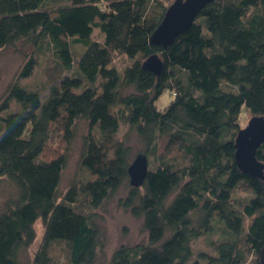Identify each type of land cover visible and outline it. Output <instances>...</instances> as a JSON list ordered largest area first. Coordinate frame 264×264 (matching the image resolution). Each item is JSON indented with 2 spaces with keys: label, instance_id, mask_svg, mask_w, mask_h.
I'll use <instances>...</instances> for the list:
<instances>
[{
  "label": "trees",
  "instance_id": "obj_1",
  "mask_svg": "<svg viewBox=\"0 0 264 264\" xmlns=\"http://www.w3.org/2000/svg\"><path fill=\"white\" fill-rule=\"evenodd\" d=\"M173 1L0 0V49L43 41L55 59L44 88L31 89L20 84L35 67L27 58L0 104V182L16 192L0 204V264H48L54 242L65 244L67 264H97L92 215L129 183L121 125L153 157L143 184L118 199L147 238L121 244L106 264H262L264 178L238 168L234 139L242 109L264 115V0H214L171 44L150 43ZM153 53L159 75L141 65ZM118 54L130 59L122 70ZM165 90L173 98L159 109ZM9 100L20 109L9 111ZM79 119L89 127L80 155L87 177L59 193L66 151H44L56 130L71 142ZM256 157L264 164V141ZM37 219L43 231L30 257ZM214 234L211 252H194V239Z\"/></svg>",
  "mask_w": 264,
  "mask_h": 264
},
{
  "label": "rangeland",
  "instance_id": "obj_2",
  "mask_svg": "<svg viewBox=\"0 0 264 264\" xmlns=\"http://www.w3.org/2000/svg\"><path fill=\"white\" fill-rule=\"evenodd\" d=\"M55 6L54 4H51ZM53 6H50L53 7ZM93 36L101 38L99 29H93ZM38 47L29 40H20L14 45L6 46L0 49V104L5 100V96L10 86L15 82L19 70L27 58L35 60V67L30 76L21 78L20 84L27 88L43 89L47 84L49 75L54 67V56L47 46L46 42H41ZM76 47V46H75ZM74 47V48H75ZM77 48V47H76ZM130 62L126 56L118 54L114 56L113 64L122 70L126 64ZM173 98L169 90H165L155 101V105L159 109H163L169 101ZM9 111H17L20 106L14 101H8ZM6 109V111H8ZM251 115L244 111L240 112V127H244ZM88 123L84 119L76 121L74 127V136L71 142L65 143L63 135L56 130L52 133L44 157L50 158L63 151H66L67 162L62 169L61 177L58 185V192L63 193L69 187L71 182H79L85 179L86 170L80 164V155L82 152L83 138L87 135ZM126 133L125 143L130 148V162L136 154L143 151L144 145L139 136L133 130H128L126 125H121L117 133L118 137H123ZM162 151V147L160 148ZM159 144L157 146V153L159 154ZM149 165L153 157L147 155ZM154 164V161L152 162ZM152 167V166H151ZM128 185H122L112 196L106 199L103 204L94 210L93 220L98 225L101 231L102 246L98 250L97 264H106L112 252L121 244L131 246L136 243L145 242L147 232L143 228L141 217L132 215L128 210L124 209L118 202L120 197H124L128 191ZM14 187L5 179L0 182V204L3 199L15 196ZM236 195L244 196L245 192L238 190ZM36 238L32 246L29 248L28 254L31 257L37 248L42 235V222L37 219L35 224ZM216 238V235H203L192 241L194 252L212 251L210 239ZM49 262L48 264H67V248L62 242H54L50 245L48 250ZM26 257V254L25 256Z\"/></svg>",
  "mask_w": 264,
  "mask_h": 264
},
{
  "label": "water",
  "instance_id": "obj_3",
  "mask_svg": "<svg viewBox=\"0 0 264 264\" xmlns=\"http://www.w3.org/2000/svg\"><path fill=\"white\" fill-rule=\"evenodd\" d=\"M214 0H174L166 9L163 17L150 36V43L171 44L174 39L185 32L198 13ZM142 67L159 75L163 68V60L153 53L142 61ZM264 141V115H253L235 136L234 158L238 168L245 174L264 178V164L256 157V151ZM147 156L138 153L127 167L128 181L132 186H141L147 176ZM260 261L264 264V245L259 252Z\"/></svg>",
  "mask_w": 264,
  "mask_h": 264
}]
</instances>
